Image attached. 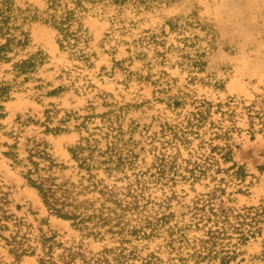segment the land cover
<instances>
[{
  "label": "rangeland",
  "instance_id": "374dc122",
  "mask_svg": "<svg viewBox=\"0 0 264 264\" xmlns=\"http://www.w3.org/2000/svg\"><path fill=\"white\" fill-rule=\"evenodd\" d=\"M21 1L39 9L44 6L43 0ZM82 25L89 36L87 63L60 51L48 26L32 23L28 27L30 45L24 53L42 51L46 59L35 75L40 81L26 82L4 103L0 186L9 194V212L33 234L39 229L55 231L64 245L82 241L91 252L103 245L114 246L110 240L81 238L68 221L49 215L36 191L21 177V168L2 154L7 151L4 144H13L14 137L19 158L26 157L33 144L43 145L58 164L67 166L58 175L75 181L68 148L89 134L104 148L101 136L110 131L107 125L113 128L110 134L118 132L123 154H130L132 165L115 174L121 179L111 177L105 182L124 193L134 174L144 179L143 199L153 202L148 204L150 210L172 213L169 224L188 223L195 202L201 199L210 198L213 204L222 202L234 210L264 208V0H126L87 13ZM196 59L202 65L193 68ZM8 68L3 65L0 76ZM57 87H62L59 93L47 94ZM201 102H205V122L195 128L188 143L175 144V127ZM46 109L52 111L49 126L61 122L65 132H45L41 123ZM210 145H228L230 161L212 152ZM176 151L181 163L207 155L213 158L195 181L153 180L155 158ZM232 163L244 168L243 181L228 169ZM99 177L105 174L99 172ZM261 227L259 235L237 247L229 264H262L264 221ZM202 234L197 229L187 232L188 238ZM163 236L133 242L137 254L130 264L177 263L170 259L174 254ZM0 256L6 262L13 260L3 242ZM17 264L38 263L36 256H23Z\"/></svg>",
  "mask_w": 264,
  "mask_h": 264
},
{
  "label": "trees",
  "instance_id": "16d2710c",
  "mask_svg": "<svg viewBox=\"0 0 264 264\" xmlns=\"http://www.w3.org/2000/svg\"><path fill=\"white\" fill-rule=\"evenodd\" d=\"M43 1L44 6L39 9L26 1L0 0V69L9 65L0 76V121L5 118L4 103L11 100L12 93L28 81H40L35 75L45 62L46 55L42 51L24 53L30 45V24L41 23L51 28L60 51H68L71 56L87 63L90 57L86 51L89 36L82 25L83 17L96 8L122 5L126 0ZM169 24L172 29L175 28L174 23ZM201 65L200 60H192L193 68ZM7 75L10 78H6ZM61 89L57 87L47 94L55 95ZM204 105L205 102H201L194 113L175 127V144L188 143L189 136L196 134L195 128L205 122ZM51 112L44 110L41 124L45 132H65V128L59 126L61 122L55 127L49 126ZM105 121L111 122L109 119ZM108 127L112 132L113 128ZM2 128L0 123V130ZM110 131L101 136L105 139L104 148L100 146V140L92 138L94 134L80 137L75 145L68 148L75 163V181L58 175L67 166L58 164L43 145L33 144L27 150V156L19 158L14 137L13 144H4L7 151L2 154L12 162V166L21 168V177L36 191L49 215L68 221L73 229L80 232L81 238L90 237L99 242L110 240L115 245H103L101 250L91 252L86 251L82 241L64 245L51 229H39L33 234L29 226L9 212V194L3 190L5 186H0V242L13 258L6 262L0 256V264H17L23 256H36L38 264H130L137 254L133 242L159 238L162 234L165 246L174 254L170 259L177 261L173 264H229L235 258L239 245L261 233L264 208L234 210L222 202L216 205L210 198L201 199L195 202L194 213L188 223L181 221L171 225L172 213L148 208V204H154L143 199L140 188L145 186L146 181L136 174L127 185L126 192L116 191V187L107 184L105 179H121L115 174L125 166H131L132 162L130 154H123L118 132L113 135ZM210 149L219 152L224 161H230L231 148L228 145H210ZM177 154V151L173 154L161 153L155 158L154 171L150 173L153 180L167 183L180 177L195 181L205 174L213 158L207 155L194 161L185 159L182 160L183 165ZM228 169L233 170L232 174L239 180H244L246 172L242 166L232 163ZM99 172L105 174V178L99 177ZM190 229L202 230L203 234L198 238H188ZM260 259L264 264V252Z\"/></svg>",
  "mask_w": 264,
  "mask_h": 264
}]
</instances>
